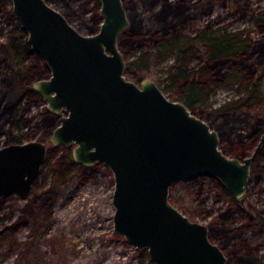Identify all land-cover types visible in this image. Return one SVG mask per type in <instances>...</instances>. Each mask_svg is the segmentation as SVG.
I'll return each mask as SVG.
<instances>
[{
	"label": "water",
	"instance_id": "obj_1",
	"mask_svg": "<svg viewBox=\"0 0 264 264\" xmlns=\"http://www.w3.org/2000/svg\"><path fill=\"white\" fill-rule=\"evenodd\" d=\"M11 1L32 51L50 69L33 89L60 114V123L49 144L0 147V198H29L49 145L71 147L76 163H102L112 172L114 231L147 249L154 264H227L209 226L173 205L170 188L180 180L217 177L234 198H243L264 135L251 156L231 157L220 147L219 132L183 102L149 78L140 85L128 79L119 47L130 26L123 0H99L102 22L89 35L46 0Z\"/></svg>",
	"mask_w": 264,
	"mask_h": 264
},
{
	"label": "trees",
	"instance_id": "obj_2",
	"mask_svg": "<svg viewBox=\"0 0 264 264\" xmlns=\"http://www.w3.org/2000/svg\"><path fill=\"white\" fill-rule=\"evenodd\" d=\"M94 1L99 8V0ZM159 1L156 0L157 3ZM185 1L172 3L163 0V7L155 13L156 18L167 21L169 16L176 15L175 9L184 5ZM11 3V0H0V10L9 20L16 18L10 7ZM124 4L130 27L121 34L119 43L125 41L128 50L138 48V54L126 61V74L137 77L140 73L150 71V62L155 56L173 54L175 59L167 75L168 87L175 90L170 98L183 102L201 118L207 110L198 108L205 106L212 94L220 88L236 83L243 93L211 111L216 115L215 119L224 118L225 125L211 124V127L219 132L221 141L227 143V146H223L224 152L240 158L250 155L264 134V7L251 13L250 29L217 35H210L205 30L193 37H168L167 26L170 22H167L168 25L155 31V35L163 31L166 36L156 40V45L153 46L150 45L152 37L144 31L136 0H124ZM160 15L162 16L159 17ZM94 21L97 24L102 22L100 13L95 14ZM98 30L99 27H95L90 34H95ZM11 32L7 41L0 42V138L5 136V145L23 143L31 134L27 130L34 128L42 129L44 138L48 139L60 123V114L45 108L42 126L34 122V116H29L28 112L33 102L43 101L33 89L34 81L48 78L50 69L45 60L32 51L28 34L20 22L16 21ZM30 56L35 57L38 62L33 66H26V59ZM124 56L126 59V54ZM14 130L19 134L14 133ZM59 149L62 152L48 163L50 153L55 154ZM44 165L51 173L48 188H38L40 191H35L30 198L22 201L15 196L0 198V227L4 238L14 237L17 228L25 222L30 223L31 239L39 240L48 235L55 223L58 187L76 182L78 188V185L92 178L97 169L103 166L102 163L77 164L71 148L64 146H51ZM263 177L264 146L253 164L251 179L258 182ZM220 185L216 201L219 203L227 200V204L210 214L209 236L225 251L228 264H264V244L246 237L249 231L256 234L253 221L262 218V213L255 208L250 198L236 199L222 182ZM10 202H21V205L13 206ZM171 202L174 204V201ZM239 213L247 216L245 223L237 217ZM3 239L0 240V248L4 244ZM139 256L142 261L148 259V264H154L147 249H139Z\"/></svg>",
	"mask_w": 264,
	"mask_h": 264
},
{
	"label": "rangeland",
	"instance_id": "obj_3",
	"mask_svg": "<svg viewBox=\"0 0 264 264\" xmlns=\"http://www.w3.org/2000/svg\"><path fill=\"white\" fill-rule=\"evenodd\" d=\"M46 1L52 7L58 9L79 32L89 35L91 29L100 28L101 23L97 24L94 20L96 13L101 14V4L98 8L94 0ZM169 1L174 3L178 0ZM136 2L138 5L137 10L143 19L144 31L152 37L150 45L153 46L156 45V40H161L165 35L163 31L159 32V35H155V31H158L165 24L168 25L167 22H170L167 26L169 29L168 37L170 35L193 37L205 30L210 35H217L223 32L250 29L252 27L251 13L264 7V0H186L184 5L175 9L176 15L169 16L167 21L164 22V20L156 18L155 15L163 7V0L158 3L156 0H136ZM10 7L13 9L12 3ZM16 21H18L17 17L9 20L0 10V42L7 41L12 33L11 30L15 27ZM119 47L122 53L126 54V61L133 59L135 54H138L136 53L138 48L128 50L125 41L121 44L119 43ZM174 59L175 56L173 54L155 56L150 62V71L140 73L137 77L129 76L128 74L126 76L139 85L142 79L149 78L170 98L175 90L168 87L167 75ZM36 62H38L36 58L30 56L26 59L25 64L26 66H33ZM223 69H226V67ZM242 93L236 83L220 88L212 94L205 106L198 108L207 110V113L200 118L210 126L211 124L215 126L225 125V119H215L216 115L211 111L219 108L226 101L237 98ZM29 108L28 115L34 116V122L44 126L42 118L45 108H47L46 104L43 101H37L33 102ZM256 109L259 110V108ZM235 119H237V115ZM27 131L31 134L26 140H23L24 142L40 140L48 143L49 138H44L42 129L35 130L31 128ZM14 133L19 134L15 130ZM4 143L5 136L0 138V147L5 146ZM51 146L49 145L48 150H50ZM223 146H227V143L221 141L220 147L222 150ZM61 152L62 150L59 149L55 154L50 153L48 163L53 161ZM225 153L232 156L227 152ZM252 153L248 156H251ZM50 178L51 173L48 167L43 165L39 177L34 183L35 187L32 189L31 195L35 191H40L38 188H41V190L48 188L51 183ZM220 181L214 177L180 180L171 186L169 198L174 201V204L171 203L191 220L208 225L212 217L210 214L216 213L218 207H225L227 204V200L219 201V203L216 201L217 191L221 187ZM76 186V182H73L69 185L58 187L59 197L55 204V223L45 237L39 240L31 239V226L27 222L22 223L17 228L14 237L4 238L3 234L1 235L0 240L4 238V244L0 248V264L149 263L148 259L144 261L140 259L139 248L130 245L125 237L114 231L113 217L115 208L113 206V194L115 181L112 172L103 165L97 169L92 178L78 185V188ZM247 195L254 203L255 208L264 210V180L260 182L251 181L248 185ZM10 203L13 206L21 205V202ZM237 217L243 223L247 221L245 214L239 213ZM253 225L256 234L251 231L246 233V237L248 236L249 240L260 243L264 239V231L259 234L263 224L259 219H255ZM0 230L3 231L1 227ZM211 240L218 244L217 241Z\"/></svg>",
	"mask_w": 264,
	"mask_h": 264
},
{
	"label": "flooded vegetation",
	"instance_id": "obj_4",
	"mask_svg": "<svg viewBox=\"0 0 264 264\" xmlns=\"http://www.w3.org/2000/svg\"><path fill=\"white\" fill-rule=\"evenodd\" d=\"M264 135V134H263ZM262 135V136H263ZM262 138V137H261ZM261 140V139H260ZM260 142V141H259ZM259 144V143H258ZM257 144V145H258ZM264 146V145H263ZM257 147V146H256ZM263 148V147H262ZM262 150V149H261ZM261 152V151H260ZM259 152V153H260ZM258 153V154H259ZM253 154V153H252ZM258 156V155H257ZM231 157H237V156H231ZM246 157H248V156H246ZM246 157H243V158H240V157H237V158H239V159H241V160H243L244 158H246ZM257 158V157H256ZM256 160V159H255ZM255 162V161H254ZM78 164V163H77ZM254 164V163H253ZM252 167H253V165H252ZM251 178H252V171H251ZM250 178V181H249V183H248V185L250 184V182L251 181H254V180H252ZM219 179V178H218ZM220 180V179H219ZM261 180H264V177L261 179ZM261 180H259L258 182H260ZM255 182H257V181H255ZM33 189V188H32ZM227 189V188H226ZM247 189H248V186H247ZM228 191V190H227ZM229 192V191H228ZM8 198V197H7ZM16 198V197H15ZM246 198H250L248 195H247V191H246V193H245V196L243 197V198H240L241 200H246ZM17 199V198H16ZM237 199V198H236ZM18 200V199H17ZM251 200V199H250ZM259 211L262 213V218H257V219H259L261 222H262V224H263V227H261L260 228V230H259V234L262 232V231H264V210H260L259 209ZM255 221V220H254ZM249 232H251V231H249ZM260 243H263L264 244V239L263 240H261L260 241ZM222 249V248H221ZM223 250V249H222Z\"/></svg>",
	"mask_w": 264,
	"mask_h": 264
}]
</instances>
